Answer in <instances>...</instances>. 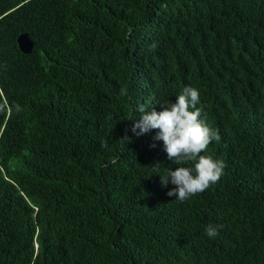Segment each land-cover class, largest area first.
Instances as JSON below:
<instances>
[{"label":"trees","instance_id":"1","mask_svg":"<svg viewBox=\"0 0 264 264\" xmlns=\"http://www.w3.org/2000/svg\"><path fill=\"white\" fill-rule=\"evenodd\" d=\"M185 86L225 168L180 202L131 128ZM0 264H264V0H0Z\"/></svg>","mask_w":264,"mask_h":264},{"label":"clouds","instance_id":"2","mask_svg":"<svg viewBox=\"0 0 264 264\" xmlns=\"http://www.w3.org/2000/svg\"><path fill=\"white\" fill-rule=\"evenodd\" d=\"M6 70V65L4 66ZM121 96L127 95V89L122 88ZM200 102L198 89L185 86L182 93L176 97V102L166 101L161 104L162 111L157 112L155 108L146 110L140 106L139 120L133 125L131 131L137 137L143 136L152 130H159L154 141H163L164 151L168 159L179 165L175 171L171 167L165 168L164 174L160 173V163L151 165L155 175L160 177L161 184L167 188L169 184L175 187L167 192L169 197L184 202L197 193H202L220 180L224 173L225 164L222 160H214L209 155H201L213 140H219L217 131L212 130L207 124V113L203 108L197 107ZM191 109V110H190ZM19 112L20 106L16 105ZM203 116V118H201ZM127 132V130H126ZM130 141L125 134L121 139ZM107 148V143L101 145ZM156 145L153 144L152 147ZM189 161L194 163L193 167H184ZM116 159L111 163L116 164ZM223 225L208 224L205 234L210 239L219 235Z\"/></svg>","mask_w":264,"mask_h":264},{"label":"water","instance_id":"3","mask_svg":"<svg viewBox=\"0 0 264 264\" xmlns=\"http://www.w3.org/2000/svg\"><path fill=\"white\" fill-rule=\"evenodd\" d=\"M19 47L24 54H30L33 51L34 45L27 34L19 37Z\"/></svg>","mask_w":264,"mask_h":264}]
</instances>
